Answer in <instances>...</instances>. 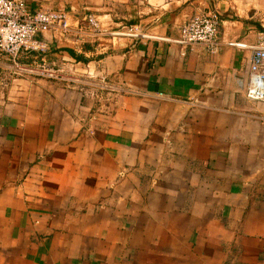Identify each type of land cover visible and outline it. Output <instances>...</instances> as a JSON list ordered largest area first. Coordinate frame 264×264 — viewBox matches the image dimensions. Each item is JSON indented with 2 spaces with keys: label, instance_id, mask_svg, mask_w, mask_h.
<instances>
[{
  "label": "crops",
  "instance_id": "obj_1",
  "mask_svg": "<svg viewBox=\"0 0 264 264\" xmlns=\"http://www.w3.org/2000/svg\"><path fill=\"white\" fill-rule=\"evenodd\" d=\"M93 15L44 60L112 92L15 79L0 55V264H264V103L246 98L264 0H30ZM220 17L217 54L181 25ZM138 26L150 39L109 33Z\"/></svg>",
  "mask_w": 264,
  "mask_h": 264
},
{
  "label": "built area",
  "instance_id": "obj_2",
  "mask_svg": "<svg viewBox=\"0 0 264 264\" xmlns=\"http://www.w3.org/2000/svg\"><path fill=\"white\" fill-rule=\"evenodd\" d=\"M30 0H0V55L5 59L4 72L15 79H42L76 89L90 87L100 97L112 92L105 80L81 77L44 60L24 61L33 53H45L46 43L39 36L50 33L73 51L101 35L93 15L81 18L66 12L31 10ZM221 20L215 11H201L187 19L180 28L177 44L183 49L217 54L220 49ZM117 40L150 39L138 26H122L109 33ZM250 74L245 96L253 102L264 103V32L250 47Z\"/></svg>",
  "mask_w": 264,
  "mask_h": 264
}]
</instances>
